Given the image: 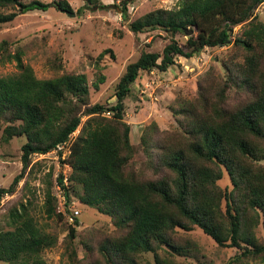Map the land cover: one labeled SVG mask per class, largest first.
Here are the masks:
<instances>
[{"label": "trees", "instance_id": "16d2710c", "mask_svg": "<svg viewBox=\"0 0 264 264\" xmlns=\"http://www.w3.org/2000/svg\"><path fill=\"white\" fill-rule=\"evenodd\" d=\"M84 1L91 10L111 6L101 0ZM263 3L180 0L177 8L156 9L130 22L129 29L136 34L161 30L173 38L162 53L145 51L127 66L117 83V102L111 106L91 104L85 74L38 78L23 60L25 50L17 47L12 51V44L2 41L0 66L15 63L18 71L0 76V119L5 125L1 139L8 144L15 137H25L26 143L22 146L23 170L8 188L0 187V203L17 191L33 155L56 151L62 156V146L69 143L63 162L70 169L57 178L67 205L76 198L82 205L113 216L126 231L93 247L92 256L80 261L74 246L80 215L73 216L69 207L73 220L67 225V245L72 252L68 264H139L143 253H153L155 264H177L175 257L187 256L195 244L182 241L176 232L194 227L219 246L235 250L225 264H264V237L258 235L260 225L264 227V164L260 163L264 160V69H260L264 68V22L256 15ZM51 8L75 13L67 0H0V24L12 22L20 14ZM123 10L126 14V3ZM242 24L245 30L234 40V28ZM188 32L192 34L184 43L174 38L188 36ZM233 42L247 57L246 67L238 71L242 79L230 77L229 83L253 87L256 97L230 110L215 104L210 111L214 103L201 89L199 104L177 102L171 107L181 118L177 140L173 145L159 141L164 150L162 167L169 175L140 180L129 173L127 165L134 147L131 126L125 122V101L133 84L143 72H166L177 57L191 58L204 48ZM105 80L100 75L94 88L99 89ZM83 116L89 118L71 140ZM144 142L152 145V139L144 137ZM225 172L231 190L218 184ZM28 206H12L6 223L0 226V261L49 264L43 254L55 246L57 238L38 223ZM45 210L53 221L63 222L66 217L58 211L57 199L51 193Z\"/></svg>", "mask_w": 264, "mask_h": 264}, {"label": "rangeland", "instance_id": "374dc122", "mask_svg": "<svg viewBox=\"0 0 264 264\" xmlns=\"http://www.w3.org/2000/svg\"><path fill=\"white\" fill-rule=\"evenodd\" d=\"M67 1L75 11L73 15L54 8L48 11L34 10L20 14L12 22L0 24V43L9 41L12 51L22 47L25 50L24 62L33 68L38 78H54L65 73L85 74L90 85L91 104L115 105L117 83L127 66L137 61L145 51L162 53L173 38L161 30L136 34L129 29L128 24L156 9L177 8L180 0H101L111 5L105 10L88 9L84 0ZM124 3L127 5L126 14ZM81 7L87 9L80 10ZM256 15L259 21L264 22V3L258 7ZM245 27L242 24L234 28V40L242 36ZM189 36L179 34L174 38L184 43ZM246 57L247 52L233 42L225 47L204 48L191 58L177 57L176 64L166 72L158 69L143 72L133 84L131 96L125 101V122L131 126L130 136L134 147L127 171L140 180H157L169 175L162 167L164 150L159 146V141L173 145L177 140L181 118H177L171 108L177 102L198 101L199 104L201 89L206 91L210 103H214L210 111L215 104L230 110L255 98L257 92L253 87L229 83L230 77L237 81L242 79L238 71L246 67ZM17 71L15 63L0 66V76ZM100 75H104L106 80L99 89H95L94 83ZM220 92L223 93L221 97L218 96ZM198 109L199 113L204 110L200 105ZM88 118L82 117V124L71 140L80 133ZM4 126L0 119V187L8 188L23 170L22 146L26 139L15 137L8 144L3 143ZM144 137L152 139V145L145 144ZM69 145L66 143L62 148V156L56 151L33 155L17 191L5 196L0 203V226L6 223V215L12 206L26 203L38 223L56 236L55 246L43 254L49 264L71 263L72 252L67 245V225L71 224L69 210L63 222L48 219L45 212L50 193L57 199V209L61 205L62 191L57 178L70 169L63 162V156L69 153ZM260 163L264 164V160ZM218 184L223 189H232L226 172ZM72 201L79 205L81 211L74 241L80 261L92 256L93 247L126 231L125 227L116 224L113 216L82 205L76 198ZM258 235L264 237L262 224ZM176 237L184 239L182 241L191 240L195 244L187 256L175 257L177 264H225L235 253L234 249L219 246L198 227L189 231L178 230ZM0 264L8 263L0 261ZM139 264H155L153 253H143L139 257Z\"/></svg>", "mask_w": 264, "mask_h": 264}, {"label": "built area", "instance_id": "2783aa9c", "mask_svg": "<svg viewBox=\"0 0 264 264\" xmlns=\"http://www.w3.org/2000/svg\"><path fill=\"white\" fill-rule=\"evenodd\" d=\"M64 147V145L62 146ZM60 207L58 208V211L62 213L63 215L67 216L68 215V209L70 207V211L73 214V216H78L80 215L81 211L79 209H76V202H72V204L67 205L66 198L61 195V202H60ZM69 219L72 221L73 218L71 217V214H69Z\"/></svg>", "mask_w": 264, "mask_h": 264}, {"label": "water", "instance_id": "95a60500", "mask_svg": "<svg viewBox=\"0 0 264 264\" xmlns=\"http://www.w3.org/2000/svg\"><path fill=\"white\" fill-rule=\"evenodd\" d=\"M192 34V32H188V35H191Z\"/></svg>", "mask_w": 264, "mask_h": 264}]
</instances>
